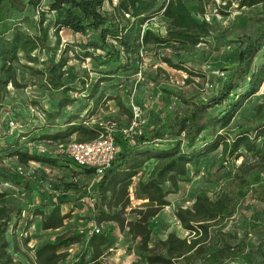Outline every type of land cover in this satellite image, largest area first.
Listing matches in <instances>:
<instances>
[{
	"label": "trees",
	"instance_id": "trees-1",
	"mask_svg": "<svg viewBox=\"0 0 264 264\" xmlns=\"http://www.w3.org/2000/svg\"><path fill=\"white\" fill-rule=\"evenodd\" d=\"M46 1L44 11L41 5ZM4 2L0 0V6ZM232 2L237 9L251 11L253 32L236 39L230 67L221 69L225 73L210 83V94L183 95L147 75L153 101L164 103L175 97L183 110L171 118L149 111L146 122L126 137L122 131L131 126L132 106L136 107L129 101V89L148 51L168 68L186 73L185 84L195 85L192 77L204 81V75L187 69L180 59L215 33L204 20L202 5L196 8L197 19L184 0H27L29 12L38 18L34 31L15 28L0 33V104L10 94L9 87L32 88L37 101L31 103L44 116L42 128H55L32 140L66 147L72 137L80 143L95 140L102 128L88 122L112 103L117 152L95 181L93 169L74 164L78 175L85 177L82 193L76 185H64L74 190L75 200L90 201L85 220L90 230L92 225L100 229L97 234L66 230L31 249L27 231L34 219L38 218L39 231L48 232L63 229L70 215L49 198L24 213L11 204L6 191H0V264H23L16 256L28 264H109L116 230L129 239L126 252L136 258L131 264H233L235 260L251 264L257 253L264 259L260 249L264 245V154L256 143L264 138V125L254 129L253 137L249 130L228 132L236 115L264 85V0H230L225 8ZM48 14H53L52 19L46 18ZM156 18L167 22L162 33L148 28ZM64 33L79 40H64ZM71 61L88 62L89 69L81 77L69 74ZM74 93L78 95L73 97ZM41 99L48 109L41 107ZM5 127L0 129L1 160L15 159L21 166L35 163L50 170L61 167L59 158L22 150L20 140L26 134H9ZM217 151L223 163L233 166L240 160L231 177L212 197L207 188L196 187L190 206L175 210L186 237L174 231L164 239L154 236L151 221L170 205L168 196L201 174L205 161ZM149 162L154 164L148 171ZM2 177L12 180L9 173ZM49 186L53 191L61 189ZM23 187L29 190L27 182ZM131 190L135 200L146 202L144 208L130 207ZM236 213L244 222L236 243L231 245L213 231L217 240L211 244L213 228ZM74 247L78 248L72 252Z\"/></svg>",
	"mask_w": 264,
	"mask_h": 264
},
{
	"label": "rangeland",
	"instance_id": "rangeland-1",
	"mask_svg": "<svg viewBox=\"0 0 264 264\" xmlns=\"http://www.w3.org/2000/svg\"><path fill=\"white\" fill-rule=\"evenodd\" d=\"M184 1L188 9L197 19L199 17L196 16L195 11L200 3L204 12V20L216 29L211 37L205 39L204 44L187 50V52L181 54L180 57V59L185 61L184 67L190 69L194 73L204 75V81H202L200 77H192L191 79L195 81V85L185 84V80L188 78L186 73L168 68L153 56H150L152 53L148 51L143 61V66L141 67L140 76L136 75L132 79L133 84L131 85V89H129V101L140 109L139 119L141 124L146 122L147 118L150 117L149 111L153 110V114H158L163 118H171L176 113L183 110L181 102L175 97L169 98L164 103L159 102L157 98L153 101L151 91L152 84L146 79L147 75H154L158 78V81L163 84H168V86L172 88H178L183 95L198 94L202 98L206 97L212 91L210 83L215 81L216 77H220L225 73L224 71L221 72V69L230 67L232 55L235 52L236 39L242 36H250L253 32L251 11L248 9H237L234 2H232L228 8H225L230 0ZM46 4L47 1L45 3L43 2L41 5V9L44 11H46ZM23 8L24 7H22L19 1L5 0L0 6V33L4 30L15 28H20L29 33L34 31V25L38 20L37 15H34L27 9L22 11ZM52 16L53 14H48L46 18L50 20ZM166 25L167 22L165 20L156 18L149 23L148 28L162 33ZM62 38L67 41L79 40L78 37H70L65 33L62 34ZM69 67L71 68L69 74L79 77H81L84 70L89 69L88 62L79 64L75 61H71ZM157 69H161L163 72L159 74L156 72ZM89 76L93 78L94 74H89ZM69 77H71V75H69ZM8 89H10V94L0 104V129L6 128L5 124H7V128L9 129L8 122L13 121L17 123L18 126L8 133H24V123H27V125L33 128L44 116L40 108L32 105V101H37L36 98L33 97V95L35 96V92L32 88L12 90L9 87ZM40 103L42 106H48L45 99H41ZM263 106L264 85L257 95L251 98L236 115L228 129L229 134L232 135L239 129H243L249 130L251 132V137H253L254 129L264 125ZM114 119H116V110L113 104L109 103L106 110L100 111L97 114L93 124L98 126L100 124L108 125V123H113ZM114 125H117V123ZM256 143L259 151L264 154V138H259ZM20 145L22 150L31 153H50L49 157L60 159L61 167L50 170L33 163L27 166H21L15 159H0V191H6L11 204L19 206L23 209L24 213L29 214V211L37 207L39 202L44 199L45 202L48 203L46 199L49 198L60 205L62 213H68L70 215L69 218L65 220L64 228L61 230L43 232L39 231L36 226L32 228L30 230L31 234L28 236L31 238L29 248L32 249L34 245L40 242L53 239L56 235L66 230H73L88 235L90 233V226L87 224L85 217L86 205L89 204L90 201L87 200V198L80 201L75 200L74 190L65 189L64 187L65 184L76 185L80 187L79 190H82L80 192L82 193V188L85 183L83 177L78 175V168L73 163H70L69 159L66 157L65 147H58L54 144H38L35 140H30V138L21 139ZM239 163L240 160L234 165H238ZM220 164L223 165L221 168L219 166ZM234 165L232 166L231 163H223L221 161L220 151L211 154L203 164L201 174L194 177L190 183H182L177 193L168 196L170 205L162 209L151 221V228L154 236L164 239L167 233L174 231L179 237H186V233L180 228L174 217L175 210L179 207L190 206L193 190L196 187L207 188L212 197L213 193L223 185L222 183L231 177L232 169L235 167ZM4 167L9 168L8 172L4 170ZM146 169L148 171L151 170V164H148ZM4 173H9L12 180L4 181L5 178L2 177ZM218 177H220L221 181L214 182V179ZM25 182L29 184V190L23 187ZM50 184L59 185L61 187L60 191H53L49 186ZM130 195H132L130 199L131 208L141 209L147 205L145 201L135 200L132 190ZM240 209L241 208L238 209V213ZM238 213L228 218L226 221H221L213 228L211 232V244H214L217 240L215 232L213 231L221 233L220 236L223 237L222 239L231 245L236 243V235L237 233L238 235L240 234L244 223ZM243 215H247L246 212L243 213ZM128 245V237L116 230L111 248L109 249L110 255L106 262L109 264H131V262L135 261L136 258L126 252V247ZM77 248L78 247H74L71 251L74 252ZM260 249H262L261 251H263L264 254V245H261ZM26 254L28 257H31V252L27 251ZM15 258L21 260L23 264H28L22 257L16 256ZM233 264L247 263L241 260H235ZM251 264H264V259L261 256L259 257L257 253Z\"/></svg>",
	"mask_w": 264,
	"mask_h": 264
},
{
	"label": "built area",
	"instance_id": "built-area-1",
	"mask_svg": "<svg viewBox=\"0 0 264 264\" xmlns=\"http://www.w3.org/2000/svg\"><path fill=\"white\" fill-rule=\"evenodd\" d=\"M137 75L140 76V73ZM132 111L134 116L133 122L128 129L122 131L126 137L133 135L134 130L141 125L139 119L140 110L132 106ZM8 126V132H10L15 129L16 124L13 121H9ZM99 127L102 128V132L95 140L88 143L70 141L65 147V155L69 161L78 167L94 170V181L98 179L102 172L110 165L117 152L114 141L115 125L113 123H108V125L100 124ZM177 224L179 225L178 222ZM99 230V228L92 225L90 232L97 234Z\"/></svg>",
	"mask_w": 264,
	"mask_h": 264
},
{
	"label": "crops",
	"instance_id": "crops-1",
	"mask_svg": "<svg viewBox=\"0 0 264 264\" xmlns=\"http://www.w3.org/2000/svg\"><path fill=\"white\" fill-rule=\"evenodd\" d=\"M15 1H19L21 4H22V7H24L23 9H22V11H24V10H28V7H27V0H15ZM16 3H18V2H16ZM76 38V37H75ZM78 94H76V93H74V94H72V96L73 97H76ZM43 109H48V106L46 105V106H41ZM65 113H69V109H67V112H65ZM43 120H44V118H42L40 121H38V124L37 125H35V127H31V126H29V125H27V123L26 124H24V127H25V131H24V133L26 134V136L24 137V138H22V139H25V138H30V140L32 139V138H36L37 136H39V135H41V134H43V133H52L54 130H55V128H45V129H43L42 127H43ZM93 119H91L89 122H88V124L89 125H93ZM27 122V121H26ZM27 127H29V128H27ZM27 128V129H26ZM73 140V137L71 138V141ZM35 142H37L38 144H42V145H48V144H54V145H56V146H58V147H60L61 145H59V144H57L56 142H51V141H45V140H43V141H39V140H35ZM39 154V153H38ZM40 155H45V156H50V153H45V154H40ZM33 164H35V163H33ZM148 164H151V168H152V166H153V164H154V162H149ZM80 176V175H79ZM81 176H83V175H81ZM84 177V176H83ZM83 179H85V177L83 178ZM132 198V195H130V199ZM37 223H38V218H36V219H34V222H33V224H32V226L28 229V231H27V233H28V236L31 234L30 233V230L32 229V228H34L35 226H36V228H37ZM31 241V240H30Z\"/></svg>",
	"mask_w": 264,
	"mask_h": 264
}]
</instances>
